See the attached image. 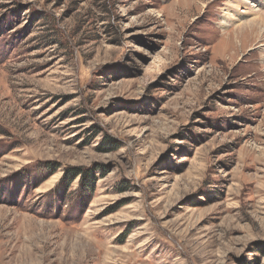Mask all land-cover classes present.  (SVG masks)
<instances>
[{"label": "rangeland", "instance_id": "374dc122", "mask_svg": "<svg viewBox=\"0 0 264 264\" xmlns=\"http://www.w3.org/2000/svg\"><path fill=\"white\" fill-rule=\"evenodd\" d=\"M262 14L0 0V264H264Z\"/></svg>", "mask_w": 264, "mask_h": 264}, {"label": "bare ground", "instance_id": "6f19581e", "mask_svg": "<svg viewBox=\"0 0 264 264\" xmlns=\"http://www.w3.org/2000/svg\"><path fill=\"white\" fill-rule=\"evenodd\" d=\"M245 2H247V1H245ZM254 2H255V1H254ZM248 3H249V2H248ZM260 3H261V2H260ZM260 3H259V4H260ZM253 7H255V5H253V4H252L251 6H248L249 9H251V8H253ZM262 12H263V11H262ZM229 13H230V12H229ZM229 13H228V14H229ZM230 14H231V13H230ZM256 14H257V13H256ZM235 16H236V15L233 14V16H229L230 18L228 17V19H229V20L234 19ZM257 16H258V15H257ZM255 17H256V16H255ZM251 22H253V23H252V24H245V25H244L245 27H244V26H240V28H238V29L236 28L237 30H235V31H238V30H240V29H244V28L247 27V28H249V30L246 29V30H243V31H250L251 33H253V30H254V29L251 28L253 25H256V26L259 25L261 28L264 26V15L262 14L261 17H259V18H255V19H254L253 21H251ZM254 22H255V23H254ZM256 26H255V27H256ZM235 31H233V32H235ZM250 35H252V34H250ZM250 35H248V36H250ZM254 35L256 36V34H254ZM228 36H230V35H228ZM228 36H227V37H228ZM230 38H231V37H230ZM236 38L238 39V36H236ZM247 38H248V37H247ZM250 38L253 39L252 36H251ZM228 39H229V37H228ZM231 39L234 40L235 37H233V38H231ZM227 41H228V40H227Z\"/></svg>", "mask_w": 264, "mask_h": 264}]
</instances>
